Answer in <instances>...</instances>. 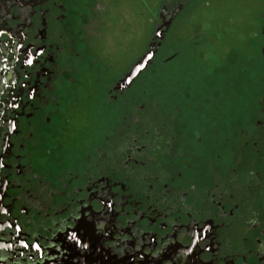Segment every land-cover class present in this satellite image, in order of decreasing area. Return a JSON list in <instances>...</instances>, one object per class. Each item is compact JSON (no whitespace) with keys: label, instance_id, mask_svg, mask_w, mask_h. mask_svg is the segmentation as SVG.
<instances>
[{"label":"flooded vegetation","instance_id":"af4514ba","mask_svg":"<svg viewBox=\"0 0 264 264\" xmlns=\"http://www.w3.org/2000/svg\"><path fill=\"white\" fill-rule=\"evenodd\" d=\"M88 6L0 0V264H264V31L238 117L219 59L197 104L168 88L143 113L137 61L104 80Z\"/></svg>","mask_w":264,"mask_h":264},{"label":"rangeland","instance_id":"374dc122","mask_svg":"<svg viewBox=\"0 0 264 264\" xmlns=\"http://www.w3.org/2000/svg\"><path fill=\"white\" fill-rule=\"evenodd\" d=\"M94 1L86 0L90 13H95ZM79 3L85 5L84 1ZM99 7L102 11L96 18L100 27L87 36V43L98 51L106 82L132 69L136 61V65L141 62L152 42L162 43L158 54L161 58L178 52L169 64L156 68L152 79L149 73L153 67L144 70L151 59L139 71L141 82H137L135 89L145 90V96L135 106L137 109L148 111L149 95L165 99L168 88L177 90L185 105L187 101L197 104L209 93L213 65L219 59L233 77L229 89L236 100L228 109L236 117L241 110L245 111L250 77L246 61L259 51L261 30L264 31V0H99ZM97 71L98 66L94 67L95 76ZM85 107H76V122L98 124L102 118L92 117ZM203 108L209 107L204 104ZM112 115L109 112V123ZM161 117L164 119L163 114ZM103 121L106 122V117Z\"/></svg>","mask_w":264,"mask_h":264},{"label":"water","instance_id":"95a60500","mask_svg":"<svg viewBox=\"0 0 264 264\" xmlns=\"http://www.w3.org/2000/svg\"><path fill=\"white\" fill-rule=\"evenodd\" d=\"M151 57H152V53H147V54L143 57V59L141 60V62H139V63L135 66V68H134V70H133V72H132V75L138 73L139 71H141V70L146 66L147 62L151 59ZM132 75H131V76H132Z\"/></svg>","mask_w":264,"mask_h":264}]
</instances>
